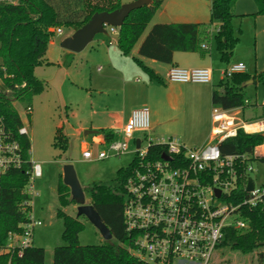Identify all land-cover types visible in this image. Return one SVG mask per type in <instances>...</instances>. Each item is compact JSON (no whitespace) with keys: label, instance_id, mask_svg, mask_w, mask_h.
Segmentation results:
<instances>
[{"label":"trees","instance_id":"1","mask_svg":"<svg viewBox=\"0 0 264 264\" xmlns=\"http://www.w3.org/2000/svg\"><path fill=\"white\" fill-rule=\"evenodd\" d=\"M236 1L211 0L210 22L203 27L194 23L153 24L139 44L138 54L143 58L171 65L175 52H198L204 55L203 42L212 37L221 60L227 61L237 44L232 29ZM252 1L257 8L256 15L264 17V0ZM162 2L163 0H152L151 4L133 10L125 18L118 28L117 39V47L124 56L129 55L139 41ZM120 6L121 0H0L2 86L12 93L14 99L40 93L43 83L34 76L33 71L35 67L45 63L46 47L54 34L49 29L71 28L75 31L86 24L94 13L112 12ZM214 24L216 32L211 36L207 30ZM250 79L253 83L264 84V70L252 76L244 72L236 73L222 81V92L213 90L211 93V106L225 110H243L251 106L245 102L243 94L245 83ZM11 101L0 87V117L11 131L16 132L22 123ZM99 133L102 135L103 145L117 139L111 130L106 129ZM56 138L61 142V147L65 148L66 138L60 129L56 130ZM20 142L23 157L28 158L29 140L22 137ZM263 142L264 138L260 135H246L239 131L234 139L221 143L220 150L222 155L252 156L254 149ZM160 152L161 148L158 146L149 149L154 158ZM253 160L264 163V156L255 157ZM136 161L134 156L128 166L116 171L112 180L107 183H94L87 189L89 204L111 233V244L104 242L101 245H80L78 234L83 229V223L79 218L57 209L56 217L63 225L61 239L66 245L52 250V264H145L130 253L133 236L126 231L123 218L126 203L124 184ZM29 169L30 166L25 165L22 169L10 170L2 179L0 248L6 244L8 233L21 234L23 225L29 221L31 208L23 206L29 199L23 192ZM56 196L61 207L74 204L69 188L61 181L56 186ZM245 215L250 219V229L245 232L227 229L217 249L227 248L229 252L243 255L255 253L257 261L261 263L264 261V254L258 251L264 249V212L245 211ZM44 260V250L33 244L24 249L21 256L16 253L0 255V264H44Z\"/></svg>","mask_w":264,"mask_h":264},{"label":"built area","instance_id":"2","mask_svg":"<svg viewBox=\"0 0 264 264\" xmlns=\"http://www.w3.org/2000/svg\"><path fill=\"white\" fill-rule=\"evenodd\" d=\"M108 28L111 33L117 29ZM49 31L62 32L61 28ZM244 71L245 65L236 63L222 74L229 79ZM166 77L171 83L210 84L212 70L172 66ZM31 110L30 106L25 107L26 117L31 115ZM240 110L213 106L210 140L200 147L190 148L172 138L153 140L148 134L149 110L140 107L130 112L119 131V138L96 149L95 153L89 149L81 152L85 161L120 157L129 151L134 133H143L144 137L133 149L137 161L124 184V225L133 236L130 253L138 261L145 264H210L227 229L240 232L250 229V219L245 211L264 212V183L256 184L249 177L254 171L253 159L258 157L255 149L252 156L222 155L220 150V144L234 139L239 131L246 135L264 134V115L248 120L240 117ZM22 137H28V129L23 123L13 132L0 117V193L2 179L8 171L29 165V177L23 189L29 199L23 206L31 208L32 198L38 196L34 182L41 177V167L23 157ZM154 146L161 148L157 158L149 153ZM260 147L264 148V142ZM249 178L253 187L246 191ZM40 225L31 217L30 211L22 233H8L0 255L16 253L21 256L24 249L32 246L33 231Z\"/></svg>","mask_w":264,"mask_h":264},{"label":"rangeland","instance_id":"3","mask_svg":"<svg viewBox=\"0 0 264 264\" xmlns=\"http://www.w3.org/2000/svg\"><path fill=\"white\" fill-rule=\"evenodd\" d=\"M128 1V0H125ZM135 1V0H133ZM130 1V2H133ZM127 2V3H130ZM126 4V3H121ZM255 6L252 0H238L235 6L236 14L242 12L249 13L254 10ZM253 16L241 15L236 16L232 20L233 34L239 36V46L233 51L230 57V63L224 64L220 62L213 64L210 68L214 71V76L217 78V82H214V88H218V76L219 70L221 71V79L225 81L223 77L224 69L228 68L232 64L242 63L245 65V73L250 76L264 70V33L259 30V27L255 28V37L253 36L254 27L252 25ZM263 19V18H261ZM61 34L54 32L52 34V43L49 42L46 51V63L41 64L34 68V76L43 82V90L38 94L31 96L22 95L17 98H13L11 92L7 91L0 81V87L7 98H10L12 105L17 111L20 120L23 125L28 129V140L30 143L28 161L39 163L41 167V177L34 182L35 188L38 191V196L32 198L31 204V217L41 223L33 231V245L44 250L45 260L44 264H52V250L58 246H65L66 243L61 239V233L63 230L62 221L56 217L57 209L63 210L66 214L71 216L76 215V205L70 204L67 207L59 206L56 196V186L62 182V169L65 164H70L76 174L77 180L84 190L85 202L89 203V197L87 189L94 183H107L115 176L116 170L119 166H126L131 160V155L126 156H113L100 161H85L81 159V147L78 139H75L72 135H69L65 148H62L61 142L56 138V130L62 127V120L64 119L65 112L68 113L70 108L77 109V119H82L83 112L89 116L90 112L93 114L94 121L101 119L100 111L104 109H111L110 106L114 104L105 94L101 96L91 91V96L85 101H80L79 106H76L75 97H73L74 91H66L65 78L63 77V71L59 67L58 61L64 62L63 56L66 51L60 47L61 41L70 36L71 28H61ZM240 31V32H239ZM114 38V37H112ZM255 38V40H254ZM253 40L256 42L253 44ZM246 46V47H244ZM127 67L134 68L139 71L131 61L125 62ZM117 65V64H116ZM115 65V66H116ZM158 65V71L163 76L166 66L164 64ZM119 66V64L117 65ZM92 71L96 69V66H92ZM103 73H107L110 76L109 81L106 84L110 86L115 82L119 76L116 75V71L107 67L103 68ZM140 74L135 75V78L143 80L144 74L139 71ZM143 81H146L144 79ZM141 81V82H143ZM159 83L158 80L154 79ZM154 83V82H153ZM154 85V84H152ZM176 85V84H175ZM177 86V85H176ZM175 87V86H174ZM194 91H170L166 89L163 91H150V96L144 94V91L136 92L133 99L129 98L127 106L130 104L137 106L139 104L146 103L150 105V120H153L152 112L155 111L158 114L159 133L153 137L156 139H176L183 143L185 146L193 148L200 147L204 140L197 134L198 130L191 124L192 118L196 117L198 120H204V117H208L209 100L207 91L201 85L192 86ZM160 88V86L158 87ZM90 93V92H88ZM244 98L249 103H255L257 105L264 104V84L253 83L252 79L243 89ZM177 95V100L175 99ZM112 96V93H110ZM194 98L193 99H191ZM31 107V115L25 116V107ZM208 109V111H207ZM244 113L240 115L248 120L256 119L259 116L264 115V107L261 110H257L256 116H250V113ZM205 117V118H206ZM76 118L70 121V124L75 125ZM105 122V118H102ZM64 131L70 132V129L64 125ZM82 135V134H81ZM134 138H143V133H134ZM132 142L130 143V150H132ZM91 152L95 153L94 148H88ZM256 154L262 156L263 150L257 148ZM130 156V157H129ZM254 171L249 174V177L257 183H264V163L254 162ZM79 221L83 223V229L78 234V242L80 245H101L105 241L97 231V229L91 225L84 217H79ZM258 252L264 254V249H259ZM210 264H264L256 259V254L243 255L237 252H229L227 248H218L215 250Z\"/></svg>","mask_w":264,"mask_h":264},{"label":"crops","instance_id":"4","mask_svg":"<svg viewBox=\"0 0 264 264\" xmlns=\"http://www.w3.org/2000/svg\"><path fill=\"white\" fill-rule=\"evenodd\" d=\"M133 0H121V3H127ZM152 1V0H151ZM238 1V0H237ZM234 5V17L241 16V15H251L253 16L252 25L254 27L253 36L255 37V28L256 26L259 27V30L264 33V17L256 15L257 8L255 6L254 10H251L249 13L242 12L240 14H236L235 6ZM151 4V3H150ZM210 8H211V0H163L158 10L155 12L153 18L151 19L149 25L147 26L145 32L142 34L139 41L135 44L132 48L129 55L124 56L117 47V39H118V28L116 32L111 33L109 28L106 27V34H98L95 35L93 40L80 52L73 53L70 51H66L65 55L63 56L64 62L60 60L58 61L59 67H61L63 71V77L65 78L66 84V91H74L73 97H75V105L79 106L78 103L80 101H85L87 98L91 96V91L95 94H105L108 96L112 102H114L113 106H110V110L104 109V111H100V117L105 118V122L102 121V118L99 120H92L93 114L95 112H90L89 116L85 112H83L84 116L82 119H77V109L74 108L69 110L68 113L65 112L64 119L62 120V127L58 128L64 134L66 141L69 135H72L75 139L79 140L81 151L88 148H94L95 150L98 148H102L103 145V138L99 131L102 130H111L115 133L116 138H119L120 134L119 131L122 126L126 123L130 112L134 109L140 107H150L148 104V100L146 103L139 104L137 106H133L130 104L128 107L127 104L130 100L129 98L133 99L137 94L136 92L144 91V94L147 95L146 97L150 96V91H163L166 89H170V91H194L192 86L194 85H201L204 87V90L207 91L208 100H209V111L208 117H204V120H198V118H192L191 124L198 130L197 134L202 137L205 144L208 140H210V113H211V93L213 90L218 92H222V87H220L221 82V71L219 70V83L218 88H214V82H217V78L214 76V71L212 70V77L210 84H179V83H171L167 80V72L170 67L177 66L180 68H199V67H208L210 68L213 64H218L220 62H224V64L230 63V58L227 61H223L220 58L219 52L216 50V45L214 39L211 37L209 41H204L203 45L205 49L204 55H201L198 52H175L173 53V60L172 64H164L166 66L163 76L159 74L158 65L154 60L146 59L141 57L138 54V46L141 41L144 39L145 35L149 31L150 27L153 24H180V23H194L200 26H206L210 22ZM233 17V18H234ZM263 18V19H261ZM233 20V19H232ZM212 25L208 30L207 33L209 35H213L216 32V28ZM74 32L72 29L70 35ZM240 32V31H239ZM234 35V34H233ZM237 38V44L232 50L231 56L233 51L236 47L239 46V36L234 35ZM114 37V38H112ZM255 40V38H254ZM253 40V44L256 42ZM52 43V40L50 41ZM238 45V46H237ZM246 47V46H244ZM230 56V57H231ZM139 61L140 64H137L136 61ZM131 61L133 65L144 74V78L146 81L140 80L139 78H135V75L140 74L139 71H136L134 68H129L125 64V62ZM46 61L45 57V63ZM119 64V66L117 65ZM162 64V63H159ZM116 65V66H115ZM92 66H96V69L92 71ZM107 67L116 71V75L119 77L115 79V82L110 86L106 84L107 81L111 80L110 76L107 73H103V68ZM211 69V68H210ZM148 70V71H147ZM225 70V69H224ZM151 72V73H150ZM245 73V72H244ZM152 74V75H151ZM37 79H39L37 77ZM154 79L158 80L159 83L155 82ZM40 80V79H39ZM143 81V82H141ZM154 82V83H153ZM253 82V81H252ZM43 83V82H42ZM154 84V85H152ZM177 86H176V85ZM248 82L245 83V86ZM160 86V88H158ZM175 86V87H174ZM90 92V93H88ZM112 93V96H110ZM177 100V95L175 97ZM194 100V98L191 97ZM127 103V104H126ZM251 106L246 107L245 109L240 110V115L248 112L250 116L254 117L259 113H256L257 110H261L264 107V104L257 105L255 103H249ZM149 110V108H148ZM247 113V114H248ZM149 114L150 110H149ZM249 115V114H248ZM153 120H150V131L149 135L153 138L159 133V122L158 121V114L154 111L152 112ZM76 118L75 125L70 124V121ZM64 125L70 129V132L67 133L64 131ZM137 133V132H136ZM140 133V132H139ZM82 134V135H81ZM141 138H134L129 142V151L126 153L131 155V160L126 164L128 166L134 158L133 149L135 145H137L138 140ZM133 143L132 150H130V143ZM202 144V145H203ZM201 145V146H202ZM260 147V146H259ZM255 148V151L257 148ZM264 156V155H262ZM130 157V156H129ZM258 157H261L258 155ZM82 159V158H81ZM83 160V159H82ZM126 166H119V168H124ZM116 170V171H117Z\"/></svg>","mask_w":264,"mask_h":264},{"label":"water","instance_id":"5","mask_svg":"<svg viewBox=\"0 0 264 264\" xmlns=\"http://www.w3.org/2000/svg\"><path fill=\"white\" fill-rule=\"evenodd\" d=\"M150 3L151 0H135L130 3L122 4L118 9L112 12L94 13L86 24L76 29L70 36L64 38L60 43V47L64 50L78 53L93 40L95 35L106 34V27H121L130 12L142 6L149 5ZM261 137H264V134H261ZM62 183L69 188L70 198L76 205L75 217H84L97 229L104 241L111 244V233L101 221L98 213L94 210L92 205L85 202L84 191L81 188L75 171L70 164H65L63 166ZM252 187L253 184L249 178L246 191H250Z\"/></svg>","mask_w":264,"mask_h":264},{"label":"bare ground","instance_id":"6","mask_svg":"<svg viewBox=\"0 0 264 264\" xmlns=\"http://www.w3.org/2000/svg\"><path fill=\"white\" fill-rule=\"evenodd\" d=\"M260 148H261L262 150L264 149L263 147H260ZM260 148H259V149H260Z\"/></svg>","mask_w":264,"mask_h":264}]
</instances>
